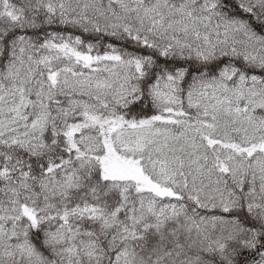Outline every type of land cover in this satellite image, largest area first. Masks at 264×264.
<instances>
[{
	"label": "snow or ice",
	"instance_id": "snow-or-ice-1",
	"mask_svg": "<svg viewBox=\"0 0 264 264\" xmlns=\"http://www.w3.org/2000/svg\"><path fill=\"white\" fill-rule=\"evenodd\" d=\"M0 264H264V0H0Z\"/></svg>",
	"mask_w": 264,
	"mask_h": 264
}]
</instances>
